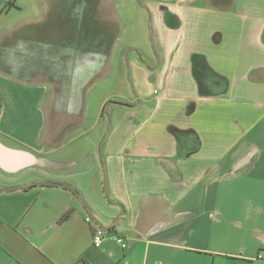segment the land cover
<instances>
[{
  "label": "crops",
  "instance_id": "obj_1",
  "mask_svg": "<svg viewBox=\"0 0 264 264\" xmlns=\"http://www.w3.org/2000/svg\"><path fill=\"white\" fill-rule=\"evenodd\" d=\"M128 24L144 47L123 51L95 142H81L95 127H48L84 117L72 104L99 89ZM101 27L112 41L87 56ZM261 251L264 0H0V264H264Z\"/></svg>",
  "mask_w": 264,
  "mask_h": 264
},
{
  "label": "rangeland",
  "instance_id": "obj_2",
  "mask_svg": "<svg viewBox=\"0 0 264 264\" xmlns=\"http://www.w3.org/2000/svg\"><path fill=\"white\" fill-rule=\"evenodd\" d=\"M101 9H102L101 14L107 15V8L102 6ZM55 25L57 26L58 24H55ZM130 25L131 24H128L129 29L126 28L127 32L123 34V37L113 42L114 46L112 48H113L114 55L111 56L109 54L108 59L105 62L102 60L103 71L101 72V74H99L101 75V77H99L101 79L98 78L99 75L96 76L97 77L96 80L99 79L97 80L98 84L100 85L99 89L95 93H93L90 97H87L84 103L72 104V106L75 107V110H79L81 108L82 111H84L83 112L84 117H82V119L79 120L78 118H72V117L65 118L61 114H56L55 116H53V118L48 119L47 123H50L47 125L48 127L50 126L51 128H54L55 130H60V131H62V129H64L66 125H73L74 123L75 124L78 123L77 126L80 124V126H84L87 129L89 127H95L94 131L92 132L89 131L81 139V142H83L85 145H90L95 142L94 136L97 133L98 129L100 130L102 128L101 127L102 121H98V115H97L99 106L102 100L110 98L111 97L110 95H112L115 91L119 90L120 85L118 83V80H115V78L117 76L116 74L118 73V70H117L118 66L120 67L121 65L124 66L125 62L123 63L124 60L122 59L124 57V53L126 52L127 45L132 44V45L138 46V44H141L144 47L143 42L145 41V39L143 37H140L141 36L140 34H139V38L136 37L137 31L136 30L131 31ZM138 29H139V32L141 33L140 28ZM101 31H102V35L100 38L98 39L96 38V40L86 38L84 40L86 51H87V56H88L89 48L92 46L94 47V43H96V47L100 46L103 52H105L106 48H108L110 42L112 41L111 38H109L110 37L109 34L104 33V27H101ZM133 34H135L134 38H132ZM56 40L57 39H55V41ZM103 117L104 118L106 117L105 113Z\"/></svg>",
  "mask_w": 264,
  "mask_h": 264
},
{
  "label": "built area",
  "instance_id": "obj_3",
  "mask_svg": "<svg viewBox=\"0 0 264 264\" xmlns=\"http://www.w3.org/2000/svg\"><path fill=\"white\" fill-rule=\"evenodd\" d=\"M85 221L86 222H89L90 221V218L89 217H86L85 218ZM104 229H102L101 227L99 226H96L94 229H93V232H92V242H93V245L95 247H99L104 239ZM115 240L117 243H119L121 245V247H125V244L124 242L122 241L121 238L119 237H115ZM256 260H259V261H263L264 262V251H261L259 252L257 255H256Z\"/></svg>",
  "mask_w": 264,
  "mask_h": 264
},
{
  "label": "trees",
  "instance_id": "obj_4",
  "mask_svg": "<svg viewBox=\"0 0 264 264\" xmlns=\"http://www.w3.org/2000/svg\"><path fill=\"white\" fill-rule=\"evenodd\" d=\"M7 5H8V6H10V1H9V2H7Z\"/></svg>",
  "mask_w": 264,
  "mask_h": 264
}]
</instances>
